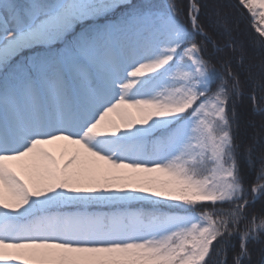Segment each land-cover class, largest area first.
I'll return each instance as SVG.
<instances>
[{
    "label": "snow or ice",
    "instance_id": "snow-or-ice-1",
    "mask_svg": "<svg viewBox=\"0 0 264 264\" xmlns=\"http://www.w3.org/2000/svg\"><path fill=\"white\" fill-rule=\"evenodd\" d=\"M236 7L252 52L199 0H0V264H264V0Z\"/></svg>",
    "mask_w": 264,
    "mask_h": 264
},
{
    "label": "trees",
    "instance_id": "trees-1",
    "mask_svg": "<svg viewBox=\"0 0 264 264\" xmlns=\"http://www.w3.org/2000/svg\"><path fill=\"white\" fill-rule=\"evenodd\" d=\"M178 3L184 9V16L182 19L187 23V8L188 0H177ZM200 3L204 5V9L201 13L200 19L205 26L209 25L210 13L213 8H219L222 13L227 14L229 24L234 28V34L237 35L238 39L243 40L248 44L249 51L252 52V42L257 39V33L251 27V22H249V16L246 10L238 9L236 7L237 0H199ZM243 13V14H241ZM211 31V29H209ZM255 51H259L255 49ZM261 57L257 54L253 57V62L258 66L260 63ZM239 62V61H237ZM254 70L258 71V67ZM218 83V82H217ZM251 89L246 90V94L242 98L239 104V110L242 115L241 120V137L247 143L249 139L253 136L254 133L259 132V124L261 117L259 115L252 114V101L249 98ZM249 121H254L255 127L249 126ZM264 150V139L261 140L260 147L257 148L255 155L252 157L251 163L247 155H244L239 160V165L242 175L245 177L246 186L250 187L252 184L256 183V177L258 170L260 168V152ZM210 206V205H209ZM264 206V202L258 201L254 206L255 211H259L261 207ZM134 208L143 207V205L133 202ZM217 207L228 208L230 207L227 204L217 205ZM161 210L167 211L166 207H162ZM238 243V241H235Z\"/></svg>",
    "mask_w": 264,
    "mask_h": 264
},
{
    "label": "rangeland",
    "instance_id": "rangeland-1",
    "mask_svg": "<svg viewBox=\"0 0 264 264\" xmlns=\"http://www.w3.org/2000/svg\"><path fill=\"white\" fill-rule=\"evenodd\" d=\"M126 171L129 172V173H132V170H130V169L126 170ZM135 175L140 176V177H159V178H163L164 177L163 173H158V172H155V173H143V172H140V173H136ZM172 203H177V202H172Z\"/></svg>",
    "mask_w": 264,
    "mask_h": 264
}]
</instances>
